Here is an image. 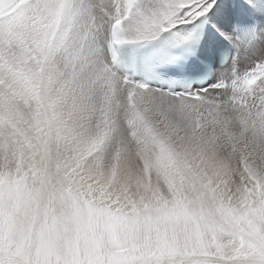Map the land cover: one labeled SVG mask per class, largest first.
I'll return each mask as SVG.
<instances>
[{"label":"snow or ice","instance_id":"1","mask_svg":"<svg viewBox=\"0 0 264 264\" xmlns=\"http://www.w3.org/2000/svg\"><path fill=\"white\" fill-rule=\"evenodd\" d=\"M0 264H264V0H0Z\"/></svg>","mask_w":264,"mask_h":264}]
</instances>
